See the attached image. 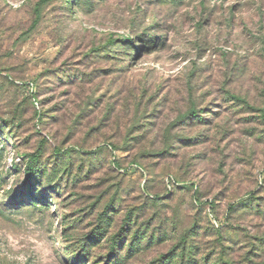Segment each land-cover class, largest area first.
<instances>
[{"label":"rangeland","instance_id":"1","mask_svg":"<svg viewBox=\"0 0 264 264\" xmlns=\"http://www.w3.org/2000/svg\"><path fill=\"white\" fill-rule=\"evenodd\" d=\"M0 264H264V0H0Z\"/></svg>","mask_w":264,"mask_h":264},{"label":"trees","instance_id":"2","mask_svg":"<svg viewBox=\"0 0 264 264\" xmlns=\"http://www.w3.org/2000/svg\"><path fill=\"white\" fill-rule=\"evenodd\" d=\"M71 3H73L71 1ZM130 39L128 38H124L122 39V43H127L129 42ZM112 43H113V40H112ZM192 113H195L197 111H191ZM196 114H192V116H196ZM38 158H31L29 161H28V166H27V169H26V183L28 185V189L32 191L34 185H33V177H34V173L36 175L37 172H35V166H36V162H37Z\"/></svg>","mask_w":264,"mask_h":264}]
</instances>
